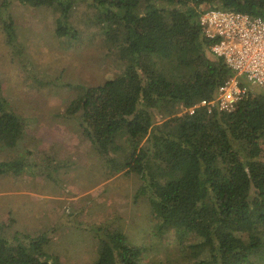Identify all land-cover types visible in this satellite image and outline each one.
Instances as JSON below:
<instances>
[{"label": "trees", "instance_id": "16d2710c", "mask_svg": "<svg viewBox=\"0 0 264 264\" xmlns=\"http://www.w3.org/2000/svg\"><path fill=\"white\" fill-rule=\"evenodd\" d=\"M13 1L0 5L6 42L27 79L40 87L54 85L56 80L33 73L9 12ZM17 1L58 6L56 38L80 40L72 15L80 0ZM87 1L104 44L123 67L99 85L55 83L74 90L65 115L77 120L111 175L126 170L140 177L138 193L149 200L157 235L172 230L183 260L264 264V94L251 88L231 112L183 111L214 98L235 74L213 53V41L200 25L202 12L219 8L264 18V0ZM158 115L167 116L164 128L157 125ZM28 124L3 95L0 82V178L41 174L30 151L9 155ZM94 232L99 242L95 264H141L147 254L120 229L100 225ZM191 236L200 243L190 252L184 244ZM47 243L46 233L8 237L1 224L0 264H63L45 249Z\"/></svg>", "mask_w": 264, "mask_h": 264}, {"label": "rangeland", "instance_id": "374dc122", "mask_svg": "<svg viewBox=\"0 0 264 264\" xmlns=\"http://www.w3.org/2000/svg\"><path fill=\"white\" fill-rule=\"evenodd\" d=\"M88 6L87 0H80L72 13L81 34L77 42L56 38L55 24L61 15L58 6L33 7L14 0L9 7L33 73L56 80L50 86L40 87L26 78L6 42L0 18L2 93L29 119L23 138L9 155L30 151L39 164L36 171L41 173L0 178V225L8 237L16 232L46 233L45 249L59 255L63 264H95L99 242L94 227L100 225L120 229L131 244L145 246L147 254L141 264L154 259L190 264L188 256L179 257L172 230L157 235L149 200L138 193L140 177L126 170L111 175L104 158L80 132L77 120L65 115L74 90L58 88L55 83L99 85L123 67L104 44ZM248 84L260 91L258 84ZM166 120L167 116L158 115L157 125L164 128ZM55 165L58 167L53 169ZM199 243V238L191 236L184 246L191 252Z\"/></svg>", "mask_w": 264, "mask_h": 264}, {"label": "built area", "instance_id": "2783aa9c", "mask_svg": "<svg viewBox=\"0 0 264 264\" xmlns=\"http://www.w3.org/2000/svg\"><path fill=\"white\" fill-rule=\"evenodd\" d=\"M199 21L206 37L213 41V53L222 57L235 74L219 86L214 98L200 100L183 111L194 114L205 108L208 112H231L250 94L248 82L258 84L264 94V18L208 8Z\"/></svg>", "mask_w": 264, "mask_h": 264}]
</instances>
